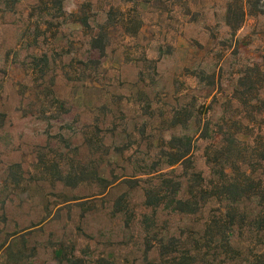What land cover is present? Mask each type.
<instances>
[{"label": "rangeland", "instance_id": "374dc122", "mask_svg": "<svg viewBox=\"0 0 264 264\" xmlns=\"http://www.w3.org/2000/svg\"><path fill=\"white\" fill-rule=\"evenodd\" d=\"M239 1L0 0V264H148L202 230L143 207L144 173L192 139L207 174L201 130L240 118L264 20L229 27Z\"/></svg>", "mask_w": 264, "mask_h": 264}, {"label": "trees", "instance_id": "16d2710c", "mask_svg": "<svg viewBox=\"0 0 264 264\" xmlns=\"http://www.w3.org/2000/svg\"><path fill=\"white\" fill-rule=\"evenodd\" d=\"M248 16L264 20V2L240 0L237 23L228 22L229 27L239 29ZM87 21L80 23L85 27ZM263 90L264 65H255L240 76L234 95L226 99L231 105L236 101L234 111L240 118L229 124L222 117L214 127L206 122L200 138L210 141L205 149L207 174L194 167L192 139L185 150L173 140L163 149L170 170L155 164L144 173L148 184L142 188L143 207L152 211L167 207L203 220L200 231L153 240L151 248H157L160 258L148 264H264ZM177 168L186 172L179 174Z\"/></svg>", "mask_w": 264, "mask_h": 264}]
</instances>
